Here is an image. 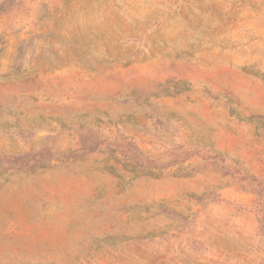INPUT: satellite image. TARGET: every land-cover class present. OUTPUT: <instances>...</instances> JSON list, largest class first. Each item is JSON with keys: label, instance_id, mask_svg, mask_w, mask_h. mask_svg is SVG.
<instances>
[{"label": "rangeland", "instance_id": "rangeland-1", "mask_svg": "<svg viewBox=\"0 0 264 264\" xmlns=\"http://www.w3.org/2000/svg\"><path fill=\"white\" fill-rule=\"evenodd\" d=\"M0 264H264V0H0Z\"/></svg>", "mask_w": 264, "mask_h": 264}]
</instances>
